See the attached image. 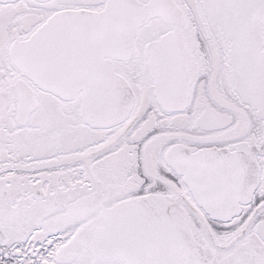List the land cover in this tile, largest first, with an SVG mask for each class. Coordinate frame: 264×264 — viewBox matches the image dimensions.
Masks as SVG:
<instances>
[{
    "label": "snow or ice",
    "instance_id": "6c2138e0",
    "mask_svg": "<svg viewBox=\"0 0 264 264\" xmlns=\"http://www.w3.org/2000/svg\"><path fill=\"white\" fill-rule=\"evenodd\" d=\"M0 264H264V0H0Z\"/></svg>",
    "mask_w": 264,
    "mask_h": 264
}]
</instances>
